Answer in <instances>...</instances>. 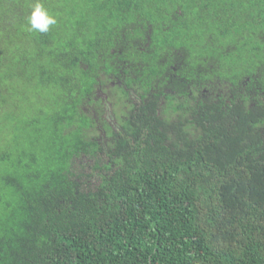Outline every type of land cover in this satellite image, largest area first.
I'll use <instances>...</instances> for the list:
<instances>
[{
    "label": "trees",
    "instance_id": "16d2710c",
    "mask_svg": "<svg viewBox=\"0 0 264 264\" xmlns=\"http://www.w3.org/2000/svg\"><path fill=\"white\" fill-rule=\"evenodd\" d=\"M1 204L0 264H264V0H0Z\"/></svg>",
    "mask_w": 264,
    "mask_h": 264
},
{
    "label": "flooded vegetation",
    "instance_id": "af4514ba",
    "mask_svg": "<svg viewBox=\"0 0 264 264\" xmlns=\"http://www.w3.org/2000/svg\"><path fill=\"white\" fill-rule=\"evenodd\" d=\"M114 63L116 66H118V70L115 69L113 73L109 75H101L103 76L104 80L105 76H107V84H97L91 95L87 97V107H84L85 110L89 111V113H93V116L95 117L98 116L95 107H98L99 113L102 111V114L99 116V118H102L103 122L100 124L99 128L106 140L111 137L113 130L117 131L119 128H121V126L124 124V119H127L128 121V117H133V111L127 109V107L124 108L126 109L125 111L120 108V115L118 110L115 108L119 102L116 94H121L117 88H120L124 82L121 75V67L128 65L129 60L125 57L119 56L116 58ZM103 85L108 86L106 89L107 91L103 89ZM134 93H136L134 90L130 91L129 103L136 107V117L139 119L144 114L141 109V105L138 103L139 101L143 100V97L137 93ZM114 95H116V101L114 100ZM110 115H112V117H110ZM105 128H109V130H106Z\"/></svg>",
    "mask_w": 264,
    "mask_h": 264
},
{
    "label": "clouds",
    "instance_id": "9594fccd",
    "mask_svg": "<svg viewBox=\"0 0 264 264\" xmlns=\"http://www.w3.org/2000/svg\"><path fill=\"white\" fill-rule=\"evenodd\" d=\"M27 19L30 28L39 32H47L50 26L56 24L55 17L50 15L39 2L34 4Z\"/></svg>",
    "mask_w": 264,
    "mask_h": 264
},
{
    "label": "rangeland",
    "instance_id": "374dc122",
    "mask_svg": "<svg viewBox=\"0 0 264 264\" xmlns=\"http://www.w3.org/2000/svg\"><path fill=\"white\" fill-rule=\"evenodd\" d=\"M108 88V86L107 85H103V89L104 90H106ZM107 91V90H106ZM109 92H110V90H109ZM115 92V91H114ZM116 93V92H115ZM117 95V94H116ZM116 95H114V100L116 101ZM117 99L119 100V102H118V104L116 105V109L118 110V113H119V115H120V113H121V111H119L120 110V108L121 109H123L122 108V102H123V99L122 98H120V97H118V95H117ZM115 101H112V102H115ZM124 102H127V106H130L131 105V103H129L128 101H127V99H124ZM124 111V110H123ZM102 114V111L100 112V113H98V115L100 116ZM110 117H112V115H110ZM106 130H109V128H105ZM92 133V132H91ZM89 158V160L91 161V163L93 164V162H94V159L93 158H91V157H85V159H88ZM85 165L84 166V168H85V170H87V168H88V165L86 164V161H84V162H82L81 163V161L78 159L77 160V165H76V167L74 166V169L77 171H80V165ZM81 170H83V169H81ZM89 181H90V183H92L91 182V179H88ZM94 182H95V180H94ZM2 212H3V206H2V204L0 205V216L2 215Z\"/></svg>",
    "mask_w": 264,
    "mask_h": 264
}]
</instances>
